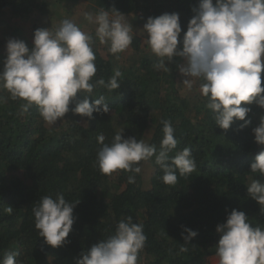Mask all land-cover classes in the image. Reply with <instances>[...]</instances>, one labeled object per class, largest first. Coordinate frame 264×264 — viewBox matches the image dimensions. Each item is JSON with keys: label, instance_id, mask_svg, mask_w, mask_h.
Wrapping results in <instances>:
<instances>
[{"label": "trees", "instance_id": "16d2710c", "mask_svg": "<svg viewBox=\"0 0 264 264\" xmlns=\"http://www.w3.org/2000/svg\"><path fill=\"white\" fill-rule=\"evenodd\" d=\"M198 3L199 0H93L92 8L95 12L115 8L132 15L133 23L175 12L180 17L182 37ZM51 4L41 0H0V15L9 8L12 15L27 20L35 13H46L49 20H55L47 8ZM41 27V23H35L32 30ZM14 33L4 32L0 38V68L8 39L23 40L32 47V40L24 35L17 38ZM131 48L129 57L117 59L110 53L104 57L94 47L95 78L107 81L119 68L122 81L119 89L112 92L102 87L94 90V97L105 96L110 111L93 113L91 120L70 110L62 122L58 120L51 126L42 120L36 106L21 114V102L11 100L6 91L0 92L5 97V102L0 103V259L14 251L18 253L17 264H76L82 251L106 240L114 234L119 221L131 216L133 223L143 225L147 237L139 263L208 264L206 258L215 255L219 239L215 228L232 209L244 211L254 227H264V215L248 197L245 186L259 178L250 172V163L264 146L254 142L252 128L258 125L264 109L252 104L247 127L240 129L243 121H236L228 130L220 129L205 98L179 93V58L166 62L171 72H165L154 67L158 61L142 38L133 35ZM94 97H89L90 103ZM74 106L70 105V109ZM162 120L171 122L178 140L170 156L190 148L196 163L193 173L180 176L177 172L176 184L166 185L153 157L140 162L142 171L135 175L134 183L128 182L131 173L123 170L110 176L101 174L96 164L101 147L98 135L103 134L105 143H110L115 133L124 129V138L136 137L159 149ZM148 163L150 167L146 169ZM57 193L69 202H79L67 243L53 248L39 237L31 208L40 197H55ZM8 206L13 208L11 214L5 212ZM181 226L198 233L188 244H184ZM182 246L186 252L180 251Z\"/></svg>", "mask_w": 264, "mask_h": 264}, {"label": "clouds", "instance_id": "9594fccd", "mask_svg": "<svg viewBox=\"0 0 264 264\" xmlns=\"http://www.w3.org/2000/svg\"><path fill=\"white\" fill-rule=\"evenodd\" d=\"M111 10L83 13L84 20L95 26L94 33L73 20L63 19L55 27L36 29L31 49L23 40L8 39L0 68V92L6 91L11 100L21 102V114L36 106L42 120L51 126L58 120L62 122L70 110L88 120L93 119V113L107 114L110 107L105 96L94 97V90L119 89L122 73L116 68L107 81L95 78L93 46L98 41L118 59L133 41V25L123 13ZM192 11L194 15L182 37L178 13L147 18L142 30L149 53L158 61L154 67L171 72L166 62L179 58L177 70L183 77L180 85L192 90L198 84L215 125L226 131L234 122L243 121L239 126L243 129L251 123L246 119L250 105L264 109V0H199ZM89 97L95 99L90 103ZM4 102L5 97L0 95V103ZM72 104L75 106L70 109ZM161 123L159 149L136 137L124 138V129L117 131L110 143H105L103 134L98 135L101 147L96 164L101 174L110 176L123 170L131 173L128 182L134 183L135 175L142 171L140 162L153 157L166 185L176 184L177 172L180 176L193 173L196 163L191 149L185 147L170 156L178 140L171 122ZM252 133L254 142L264 146V114ZM250 172L259 178L245 185L247 195L264 215V150L255 155ZM78 202H69L57 193L55 197H40L31 208L34 227L47 245L57 248L67 243ZM12 211L11 206L5 209L8 214ZM181 227L184 244L198 235ZM215 232L219 236L215 244L218 264H264V227H254L244 211L232 209ZM146 240L143 225L133 223L129 216L118 222L114 234L106 240L82 251L76 264H138ZM180 251L186 252L187 248L182 246ZM17 256V252H7L0 264H17Z\"/></svg>", "mask_w": 264, "mask_h": 264}, {"label": "rangeland", "instance_id": "374dc122", "mask_svg": "<svg viewBox=\"0 0 264 264\" xmlns=\"http://www.w3.org/2000/svg\"><path fill=\"white\" fill-rule=\"evenodd\" d=\"M49 1L52 4L50 7L48 6L49 12H52V15L56 18L55 20H49L50 18L47 17L48 15L45 13L43 15L33 14L32 18L27 20L25 17L22 16H14L12 15L9 8H6L3 10L2 15H0V38L2 37V34L7 31H14L15 37L19 38V35L26 36L30 40L33 41V30L32 26L35 23H41V28H49L51 25L53 27L57 26L59 22L63 19H70L79 24L85 31L93 32L94 33V25H90L87 23V21L84 20L83 13L84 12H91L95 14L96 12L93 10V0H81L73 1V0H41V2ZM51 16V15H49ZM127 21L133 25V35H137L140 38H142L143 43L145 41V36L143 34V25L146 22H140V23H133L132 21V15H125ZM132 16V17H131ZM39 19V22H38ZM8 25V26H7ZM93 47H96L100 53L107 58V54L109 53L107 51V46L100 45L97 41ZM131 45L130 47L124 51L123 53L119 54L120 58L123 57H129L132 53ZM149 51V50H148ZM178 73L177 76V88L179 89V93L183 92L186 95H198L199 93V86L196 84L192 90H188L186 87L180 85L182 83L183 77ZM150 165L149 163L146 164L145 168L149 169ZM206 262L208 264H218L217 258L215 255L208 256L206 258ZM138 264H142L141 262Z\"/></svg>", "mask_w": 264, "mask_h": 264}]
</instances>
